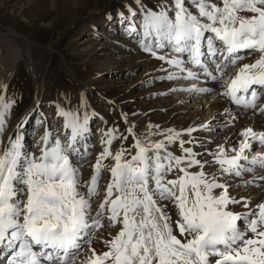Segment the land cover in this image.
I'll return each instance as SVG.
<instances>
[{
  "label": "snow or ice",
  "instance_id": "obj_1",
  "mask_svg": "<svg viewBox=\"0 0 264 264\" xmlns=\"http://www.w3.org/2000/svg\"><path fill=\"white\" fill-rule=\"evenodd\" d=\"M132 2L138 7L126 5L125 19L131 21L126 31L141 37L143 51L176 70L162 78L203 75L222 81L219 95L245 109L256 108L261 95L257 89H264V0H160L154 7L144 0ZM166 47L174 55L156 51ZM244 50L258 53L257 58L240 64ZM230 66L236 67L235 73L225 76ZM190 90L211 91L195 85ZM14 103L0 95V133ZM81 108L57 106L67 131L46 127L37 151L26 148L19 130L25 121L17 124L15 137L0 143V253L7 251L11 264H264V200L237 199L227 182L229 176L264 170V152L251 159L246 154L255 143L264 145V130L246 127L233 154L217 145L213 152L205 149L212 159L203 160L201 153L184 146L195 141H185L171 129L163 139L152 140L137 137L129 127L135 153L124 147L114 152L113 142L128 137H118V130L110 128L102 133L103 150L84 180L81 165L72 160L74 153L82 158L88 153L82 141L90 131L89 114L85 105ZM176 142L182 150L179 156L167 148ZM206 165H218L219 175L206 172ZM103 172L110 179L94 208ZM164 201L176 209L175 227ZM117 227L103 240L105 251L91 248L95 231ZM84 244L90 254L81 259Z\"/></svg>",
  "mask_w": 264,
  "mask_h": 264
},
{
  "label": "rangeland",
  "instance_id": "obj_2",
  "mask_svg": "<svg viewBox=\"0 0 264 264\" xmlns=\"http://www.w3.org/2000/svg\"><path fill=\"white\" fill-rule=\"evenodd\" d=\"M158 2L160 0H144L148 7H154ZM129 3V0H0V27L11 28L26 34L33 43L47 48L46 53L51 54L44 58L36 50L33 56H26L23 53L15 59L16 71L1 93L6 100L15 101L7 114V121L11 123L20 111L25 110L32 103L35 95L33 80H41V92L38 93L36 104L28 115L25 130H20L27 137L26 142L29 140L28 131L33 133L34 137L36 136V141L30 138V144L38 142L46 127L52 130L62 128L63 120L57 116V106L63 107L65 102L69 106H67L68 109H76L73 103L85 105L89 114V152L84 160H75L73 155L72 160L81 165L86 175H89L87 172L92 168L97 154L102 150L101 137L107 129L116 128L118 137L121 135L128 137L126 140L117 139L113 142L114 152L124 147L134 154L135 149L131 147L133 136L127 132L129 127L133 128L137 137L149 136L157 139L160 135L156 137V134H161V130L164 128L168 130V127L172 129L185 119L182 112L174 122L170 118L171 115H168V107L165 110L157 109L162 100L158 99L159 95L154 91L161 88L162 84L159 81L148 83L149 75H146L143 70L149 67L145 65L149 61L163 63L165 61L145 51H132V45L139 44L140 36H127L126 28L131 23L130 20L125 19L128 16L126 5ZM119 6L121 8L125 6L126 9H120ZM132 7L138 6L134 4ZM123 11L125 16L120 15ZM136 22L139 25V13ZM0 45L2 59L8 53L3 50L4 43L1 42ZM123 50L125 51L122 53ZM156 51L160 54V50ZM124 53L126 56L122 59ZM242 54L244 56L240 55L242 57L240 64L251 63L258 56L250 51ZM134 57H140L142 60H144L143 57H147V61L130 73L128 68ZM24 58L29 63H24ZM48 59L49 63L45 65L44 62ZM0 73H3L2 70ZM82 110L85 109L82 108ZM137 110L141 117L131 122L129 118H133ZM166 118L174 123L157 131L155 123L162 122ZM205 133L206 131L203 134ZM192 145L196 148L194 143H186L184 146L192 147ZM167 148L177 156L182 154L179 142L167 145ZM203 156L204 158L201 159L210 160L205 153H202L200 157ZM216 169L217 167L212 165L205 166V171L209 174ZM174 175V173L169 174L167 178L172 179ZM108 179V172H104L100 179V195L97 196L99 200L103 198V184ZM236 192L230 190L231 195ZM95 203L97 204V201ZM171 207V203H166V211L170 216L173 214ZM236 208L234 206V209ZM237 211H241L240 208ZM173 227H175L174 223ZM97 232L98 230L93 233L94 238L91 240L94 247L98 246L102 234Z\"/></svg>",
  "mask_w": 264,
  "mask_h": 264
},
{
  "label": "bare ground",
  "instance_id": "obj_3",
  "mask_svg": "<svg viewBox=\"0 0 264 264\" xmlns=\"http://www.w3.org/2000/svg\"><path fill=\"white\" fill-rule=\"evenodd\" d=\"M131 1L129 0V2H130L129 4L133 3V2L131 3ZM121 5H123V4H121ZM118 8L126 9L125 6L124 7L122 6V8H121V6H119ZM121 12H122V10H121ZM123 14H125L124 11H123ZM127 36H130V35H128V33H127ZM132 36L136 37L137 35L134 34ZM29 38L26 36V34H23L19 31L14 30V29L4 28L3 26L0 27V43L1 42L4 43L3 50H4V52L8 53L7 56H5L4 58H2V59L0 58V70H2V72H3L2 74L0 73V86H7V84L9 83L10 78L13 76V74L16 71L15 59L18 56H20V54H21V56L23 55V53H25L26 56H33L34 52L37 50L40 52V55L44 58H45V56H51L50 53H46L47 51L45 49H47V48L33 43V41ZM126 46H125V48H126ZM0 48H1V45H0ZM125 50H123L121 52L123 53ZM158 50H160L159 55H165V56L174 55V53L171 51V49L167 48V47L164 49H158ZM132 51H141L142 52L143 50H142L140 44H133L132 45ZM246 52H249V50L241 51L239 53V55H243L242 53H246ZM252 53H256V52H252ZM256 54H258V53H256ZM122 55H123L122 56V59H123V57H125L126 54L124 53ZM137 56H140V55H137ZM143 58H144V60H142L140 57H138V58L134 57L132 59L133 62L131 63V65L128 68L130 73L133 72L134 70H136L138 67L143 65L144 62L147 61V57L146 58L143 57ZM25 62H28V60L24 58V63ZM48 63H49V59L45 60L44 64L46 65ZM26 65L28 67L27 63H26ZM145 65L149 66L147 69H145L146 68L145 67L143 70V72L146 75H149L148 76L149 77L148 83L159 81L162 84L161 88L155 89V91H154L155 94L159 95L158 99L161 98V100H162L160 105H158L159 107H157V109L158 110H165V108L168 107V109H167V110H169L168 115L169 114L171 115L170 118H172V121H174V122H175V119L177 117L181 116V113L184 112V114H182L183 116H185V119H183L184 122L178 121L179 123H177L176 126H173V128L171 130H175L176 132L181 133V139H183L185 141H195L194 144L196 145V148H194L192 145V148L194 151L202 154V153H205L204 151H205V149H207L208 152L210 153V152H213L216 150L217 145H223L225 147V149L228 151V153L231 155V154H233L232 149L234 147H238L239 141L242 139V137L240 136V132L244 128L251 126L256 131L264 130V112L260 111L261 106H264V89H259V88L257 89L261 93V95H260V98L257 102L256 108L245 109L244 107L238 106V105L232 103L227 98L219 95V93L222 91V88H221L222 81H212L210 79H206L203 75H201L198 79L178 78V79H174V80H168V79L162 78V77H166L168 72H173L176 70L173 67H171L170 65H168L166 62L163 63V62H157V61L156 62L155 61H151V62L149 61V62L145 63ZM157 67H160L162 69L158 70ZM191 67H192L193 71H199V69H197L195 66H191ZM235 70H236V68H234V67L229 68L228 70L225 71V76H228L230 74H234ZM33 81L35 82L34 83L35 95H34V98L32 100V103L25 110L20 111L18 113V115L11 121V123L6 124L5 131L3 133H0V143L6 141L9 136L15 137V135L18 131L17 124L20 123L21 121H25V123L23 124V127L19 130L26 128L25 126L27 123L28 115L30 114L31 110L34 108V106L36 104V100H37L36 97H37L38 93L41 92V90H40L41 89L40 85H42L41 80H38V81L33 80ZM193 85H195L198 88L199 87L209 88V89H211V91H209V92L191 91L190 89L192 88ZM4 90H5V88L0 87V95ZM152 92H149V93L152 94ZM78 100H76V101H78ZM82 105H83L82 103L81 104L73 103V106H75L76 108H81ZM64 106L63 107L66 109H68V107H69L66 102L64 103ZM189 109H191V110L189 111ZM225 109L228 110L227 113H225ZM81 111L83 112L82 108H81ZM136 113L137 114L135 116L133 115L134 116L133 118L132 117L129 118V120H131V122L133 119H135L137 117H141V115H139L140 112L138 110ZM132 114H135V113H132ZM172 121L170 119L168 120V118H166L162 122L161 121L156 122L155 127L158 126V128L156 127V129H157V131H159L158 130L159 128L163 129L165 126L171 125V123H174ZM62 124H63V121L61 122V126H62ZM202 124H207L208 128H200V125H202ZM189 128H195L197 130L192 132L191 134H188L186 130ZM164 129L167 130V128H164ZM163 130H161L162 132L160 131L161 134H158V133H157L158 135L156 134V137L160 135L157 139L154 137H153L154 139H152V137H151V139L152 140L163 139V133H165ZM168 130H169V127H168ZM26 131H27V129H26ZM205 131H206V133L203 134ZM27 134H28L29 140H30V138H33V141H36V138H35L36 136L34 137L33 133L28 131ZM24 138H25V140L27 139V137H25V134H24ZM29 140H27V142L25 141L26 148L29 151H37L38 150V143L36 142V144L35 143L30 144ZM39 140L40 139H38V141ZM85 142L87 143L88 148H89V143H90L89 136L86 137L85 141H82V143H85ZM100 146L103 150V145H100ZM113 146L114 145H112V149H113ZM102 150H100V151H102ZM258 152H264V145H260L258 143H255L251 149L247 150L246 154L249 156V159H251V157L256 155V153H258ZM87 155H88V153H87ZM73 156H75L74 159L75 160L78 159V161L84 160L86 158V156H84L82 158L81 154H79V153H74ZM204 156L199 157V158H204ZM208 156L210 157V160H211L212 157L210 155H208ZM106 162H108V161H105V163ZM243 163L246 164L247 162H243ZM212 167H217V169L214 170L213 173H216L217 175H219V172H218L219 166L218 165H212ZM81 170H82L81 174H82L83 179L87 180L92 173V168L87 172L89 175H86L83 169H81ZM193 170H196V169H193ZM261 175H264V170L256 169L254 173H246L242 177H231V176H229V177H227V182L230 183V185L232 187V188L230 187L229 191L231 189L237 191L236 194L233 195L237 199H239L241 196H245V197L250 196L252 198L253 203H259L260 201L264 200V190H262V187L258 186V185L264 186V180L259 179V177ZM108 177L110 179L109 173H108ZM109 179H108V181H109ZM243 180H254V183L249 184V185H244L242 183ZM108 181H106L103 184V188L106 187ZM221 181L225 182V178L222 177ZM102 199H100V200H102ZM100 200L97 199V197L95 198V201H97V204L96 203L93 204L94 208L98 205ZM163 203L166 205V203H169V202L164 201ZM235 207H237L236 209H234L235 211H237V209L240 208L239 206H235ZM171 208H172V213H173V214H171L172 215L171 217L173 218L172 221L174 223L175 220L178 219V216L175 213V211H176L175 207L172 205ZM240 210H241V208H240ZM117 230H118V227L113 228V229H100V230H98L97 234L102 233L100 235V238L98 241V246L94 247L93 244H91V248L95 249L97 253L105 251L106 247L103 244V240L104 239H110V236L108 235L109 231H111L112 234L114 235ZM89 254H90L89 247L87 244H85L83 246V249L79 253V257L81 259H83L86 256H88ZM4 263L5 264H11V258L9 257L7 251L0 253V264H4Z\"/></svg>",
  "mask_w": 264,
  "mask_h": 264
}]
</instances>
